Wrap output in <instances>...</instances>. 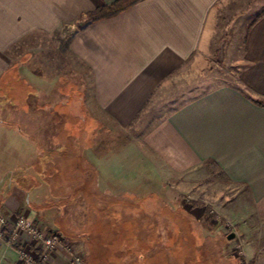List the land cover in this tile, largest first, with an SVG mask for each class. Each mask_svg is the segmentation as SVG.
<instances>
[{"label": "crops", "instance_id": "1", "mask_svg": "<svg viewBox=\"0 0 264 264\" xmlns=\"http://www.w3.org/2000/svg\"><path fill=\"white\" fill-rule=\"evenodd\" d=\"M113 1L0 0V101L7 97L11 104L15 84L28 75L34 91L18 105L29 107L20 121L33 151L51 157L54 151L64 152L72 139L75 145L69 146L79 153V137H86L80 147L91 154L103 179L105 171L108 178L101 183L109 188L117 180L127 186L138 163L155 170V176L214 168L223 182L236 187L234 207L225 206L222 215L235 221L237 252L228 263L224 245L220 259L224 264H264V14L249 24L238 86L192 94L191 87L181 92L186 88L177 82L210 40L219 0H141L112 16L88 20L89 12ZM72 86L77 89L69 96ZM57 99L65 106L52 111ZM79 119L88 127L80 135ZM0 125L12 136L21 129L5 120ZM121 138L139 140L116 141ZM122 153L132 165L117 161ZM35 183L25 190L26 202L20 195L18 203L0 199V213L24 214L45 231L62 228L57 218L65 210L43 207L50 192H36L40 185ZM128 191L106 196L129 202ZM227 201L232 202L230 196ZM66 218L67 230H61L70 249L57 246L43 264H77L79 248L82 264H104L88 261L91 246L79 244ZM109 249L114 252L107 264H158L156 256L149 261L153 253L148 251L154 248L145 244ZM0 264H20L16 248L1 241Z\"/></svg>", "mask_w": 264, "mask_h": 264}, {"label": "rangeland", "instance_id": "2", "mask_svg": "<svg viewBox=\"0 0 264 264\" xmlns=\"http://www.w3.org/2000/svg\"><path fill=\"white\" fill-rule=\"evenodd\" d=\"M263 10L264 0H219L213 11L215 18L210 40L204 43L195 59L188 61L189 71L186 68L180 74L177 83L181 88H186L181 92L186 93L189 87L192 89L189 93L198 94L220 85L238 86L239 74L245 64L246 33L250 22ZM67 30L69 32L70 29ZM17 82L13 92L16 99L11 104H7V97L0 101V120H5L11 127H21L12 136L7 128L0 125V199L8 198L18 203L16 197L20 195L26 202L25 190L37 182L40 186L36 192H50L43 207L63 208L66 212L57 218L63 223V229L55 227L59 234L57 244L70 249L67 243H63L65 238L62 231L67 230L65 225L69 221L66 217H69L73 226H70V230L73 228V235L79 236V244L88 243L91 246L90 263L100 261L107 264L108 255L114 252L109 247L125 243L133 248H137L138 244L153 247L148 251L149 254L153 253L149 261L156 256L158 264H224L225 261L220 259V256L225 257L224 250L220 249L226 245L230 262L231 253L237 252V239L235 236L227 239V235L230 232L235 234L236 225L234 219L224 218L223 213L225 206L234 207V184L223 182V177L211 167L206 171H192V175L185 171L179 177H174L170 171H163V175L155 176V170L141 169L142 164L138 163L139 166L131 170V180L127 186L117 185V180L109 188L101 183L108 178L105 171H101L103 179L99 171L93 168L91 154H86L80 147L86 143V137H79V153L70 147L75 145L72 139L64 152L54 151L51 157L33 151L26 137V124L20 121L23 117L21 112L28 113L29 107L18 105V102L34 90L28 75H22ZM76 86L78 89L75 86L69 88V96L74 94L75 89L81 90V84L77 83ZM57 100L59 103L56 106L49 107L52 111L65 106L64 101ZM86 126L85 121L79 119V135L81 128ZM101 140L105 144L108 141ZM134 140L139 139H116L117 142ZM127 157L124 153L119 154L117 161L124 166L132 165ZM134 157L140 159L138 154ZM124 173L128 174V171ZM197 181L200 183L194 185ZM128 190L132 194L129 202L106 196L126 194ZM77 193L83 195L78 203L75 201L79 196ZM229 196L232 202H225ZM72 211L75 214L71 217L68 213ZM10 225L11 221L0 222V230L9 235L7 230ZM13 247L19 249L15 245ZM29 249L38 254L40 252L31 246ZM83 253L79 248L82 262Z\"/></svg>", "mask_w": 264, "mask_h": 264}, {"label": "built area", "instance_id": "3", "mask_svg": "<svg viewBox=\"0 0 264 264\" xmlns=\"http://www.w3.org/2000/svg\"><path fill=\"white\" fill-rule=\"evenodd\" d=\"M11 221L7 233L0 230V241L7 245L17 246L18 258L21 264H43L49 258V252L59 246V234L56 231L41 229L32 219L24 214L16 216H6L0 214V222L4 224ZM29 246L40 250L39 254L35 250H30ZM77 264H82L79 257H75ZM247 264V263H246Z\"/></svg>", "mask_w": 264, "mask_h": 264}, {"label": "trees", "instance_id": "4", "mask_svg": "<svg viewBox=\"0 0 264 264\" xmlns=\"http://www.w3.org/2000/svg\"><path fill=\"white\" fill-rule=\"evenodd\" d=\"M141 0H114L110 4L103 5L87 14V18L90 21L98 20L101 18L112 16L136 3H138ZM264 14V11H262L260 14H258L257 17H255V20L262 16Z\"/></svg>", "mask_w": 264, "mask_h": 264}, {"label": "water", "instance_id": "5", "mask_svg": "<svg viewBox=\"0 0 264 264\" xmlns=\"http://www.w3.org/2000/svg\"><path fill=\"white\" fill-rule=\"evenodd\" d=\"M234 237V233L233 232H230L228 235H227V239H231Z\"/></svg>", "mask_w": 264, "mask_h": 264}]
</instances>
